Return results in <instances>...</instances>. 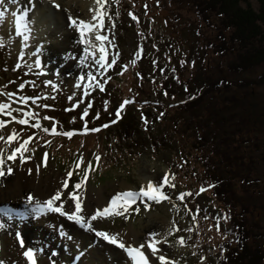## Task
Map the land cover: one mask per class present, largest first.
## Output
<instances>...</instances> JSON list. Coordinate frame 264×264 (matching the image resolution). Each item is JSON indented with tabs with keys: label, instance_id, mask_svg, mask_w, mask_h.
Here are the masks:
<instances>
[{
	"label": "rangeland",
	"instance_id": "obj_1",
	"mask_svg": "<svg viewBox=\"0 0 264 264\" xmlns=\"http://www.w3.org/2000/svg\"><path fill=\"white\" fill-rule=\"evenodd\" d=\"M12 2L14 0H4L5 6L2 8L0 4V12L6 17L4 21H0V41L4 44V47L0 48V93H3L0 95V104L12 105V116L16 117V120L25 118L26 112L38 113L36 119L42 127H33L36 120L30 119V126L20 128V124L11 117L0 114V121H5L7 125L0 129V136L6 138L13 131L18 134L17 140L11 142L10 145H13L10 147L0 141V152L4 154L5 159L18 143L20 146L24 140L34 138L28 146L29 150L24 153L25 157H30L27 162L30 161L32 165L20 166L17 158L15 163L6 161L5 168L11 166L17 174V168L20 166L19 171L24 170L32 179L33 173L29 174L28 168L37 170V165H40L46 153L47 166L45 169L42 167V172L40 166L38 173L60 177L61 185L71 171L74 185L91 164V178L87 181L86 192H81L84 204L89 191L92 195L102 191L110 203L118 193L129 190L138 192L142 186L147 185L148 180L156 184L162 183L164 176L170 173L175 176V180L170 182L176 187H165L164 191L171 197V202L156 204L148 201L151 209L146 210L144 202L139 201L124 214L130 217L129 219H125L124 215L114 219H98L93 222L95 228L110 234H119L121 239L127 231L135 229L140 234L138 237L141 244L150 239V233H158V239L168 237L167 243L160 244V250L175 264H217L221 256L220 243L230 238L229 220L224 219L226 215L229 217L230 208L224 200L214 196L211 187L213 181L206 174L205 154L209 151L208 145L214 143V140H218V144L222 145L228 140H234L235 142H232L236 143V137H240V126L243 123L248 126L247 122L251 121L253 114L262 117L264 121V86L246 88L241 85L261 77L264 74V66L242 76H235L230 74L224 65H219L215 55L212 59L205 56L203 50L206 48L202 46L203 38L199 36L201 27L196 19L193 0H108L106 11L109 15L105 17L102 34L108 37V60L111 63L115 57V63L106 70L95 65L89 69L85 65L80 72L82 67L78 64L80 68L76 72L67 71L65 74L60 72L59 65H55L59 59L50 51L54 47L59 49L58 46L65 43L64 41H70L68 33L75 34L78 38L79 32L70 26L68 20L70 12L61 9L59 14L49 17L51 28L42 38L33 37L25 42L22 36L15 34L14 25L10 24L7 18ZM252 2L258 4L257 0ZM258 8L259 6L257 10ZM133 16L136 19H133ZM77 38H72L71 42L78 44ZM48 53L51 58L48 57L45 62L44 57L48 56ZM59 53L64 54L66 51L59 49ZM208 58L211 60L209 66H221L212 71L215 79L224 78L228 90L216 94L215 98L206 95L204 104L189 113L184 106L192 101L190 96L199 97V89L205 87L204 65ZM37 60L42 66H37ZM89 71L97 76L94 84L103 76L108 79L104 97L95 99L94 104L100 106L102 103L99 101L107 100L109 108L106 110L104 106L100 112L96 108L94 115L90 114L91 117L82 121L78 120V117L83 113L81 100L87 81H84L80 88L76 85L81 83L79 77ZM135 73L141 75L139 79H135ZM189 77L192 78L191 82ZM48 81H51L52 85H48ZM152 82L155 87L151 86ZM203 92L207 93V89ZM9 93L13 95L9 96ZM32 96L37 97L38 102L34 99L35 104L29 99L25 105L20 99ZM239 99H243V103L238 108L236 105L240 102ZM125 100L134 102L124 107L118 117V108ZM144 102L149 104L144 105ZM72 105H79L74 107V112L68 111ZM98 114L100 118L96 119ZM44 116L51 119H42ZM70 116L77 120L70 119ZM127 116H130L127 131L121 134ZM111 120L121 121V124L103 128L97 138L80 132L85 137L74 134L69 139L64 135H52L51 132L43 131L44 127L51 129L55 126L58 133L70 132L72 129L82 130L87 124L90 129L88 133H91L94 128ZM259 127L258 140L248 144L246 148L252 161L249 166H252L251 171L254 172L246 175L249 176L253 187L249 191L243 190V186L248 184L244 183L239 175L230 174L228 171L223 173L222 177H235V190L241 199L239 202L254 211L256 225L261 228L258 234H264V122ZM256 130L251 131L253 137L257 135ZM120 135H123V138ZM222 138L224 143H221ZM222 145L219 148H222ZM80 147L84 148L86 154L80 151ZM80 157H83L84 164L75 169ZM201 188L207 190L201 192ZM57 190L63 191L61 186H58L55 192ZM188 192L193 195L186 197L183 202L177 199L180 194ZM71 203L69 201V204ZM10 205L13 208L8 209L7 218L9 221H23L25 217V228L23 226L20 229L21 226L17 228L13 224L9 233H6L4 228L1 229L4 260L1 257L0 261L4 264H28L24 252L28 248H37L40 250L41 264H73L74 258L66 263L64 249L55 239L64 240L59 225L68 222L73 229L78 225L69 222L66 217L49 214L47 226L53 229L55 234L48 237L36 230L33 221L35 217L28 213L27 204L12 201ZM0 207H5L4 203H0ZM137 207L140 209L138 214L134 210ZM17 211L22 213L15 218L14 213ZM194 215L196 219H193ZM32 216L34 218H30ZM218 218L219 229L216 226ZM173 222L180 231L168 235ZM16 224L21 222L16 221ZM88 233L92 238L87 250L89 254L79 256L78 263L74 264L131 263L122 249L115 245L113 249L94 232ZM21 237L24 240L29 238L30 241H24V248L20 246ZM181 237L185 239L184 246L178 242ZM38 240L42 241V245L36 244ZM260 243L264 245L262 239ZM77 253L78 251L75 256ZM153 260L155 264H159L155 257Z\"/></svg>",
	"mask_w": 264,
	"mask_h": 264
},
{
	"label": "trees",
	"instance_id": "obj_2",
	"mask_svg": "<svg viewBox=\"0 0 264 264\" xmlns=\"http://www.w3.org/2000/svg\"><path fill=\"white\" fill-rule=\"evenodd\" d=\"M193 1L196 19H198V24L201 27L199 36L203 38L201 43L202 46L206 48L203 50L205 56H209V58L212 59L215 55L219 61V65H224L227 71L235 76H242L243 74L255 71L264 66V0H257L258 4L252 2L254 0ZM258 6L259 8L257 10ZM209 58L204 65V72L206 74L204 75L205 81L203 87H205L199 89V97L193 98L190 96L189 98L192 101L184 106L185 110L189 113H193L204 104L206 95H212L215 98L216 94H222L224 90H228V84L225 83L226 81L224 78L215 79V75L212 71L217 70V68L221 66H209L211 63ZM192 73L191 75H193ZM135 76V79H139L141 75L135 73ZM191 77H189L190 82L192 81ZM105 78V76L101 77L96 83L102 84L104 91H101L98 87H92L88 88L87 96H85L83 92L81 100L83 113L87 108L89 116L83 117L82 113V115L78 117V120H87V118L91 117L90 114H95L96 108L99 112L104 106L106 110L109 108L107 100L99 101L103 106H95L94 104L95 99L98 100L99 97L103 98L106 93L105 89L107 88L108 79ZM223 84H225L224 87ZM241 85H244L246 88L263 87L264 74L256 80H250ZM151 86L155 87L154 82L151 83ZM133 88H135V86H133ZM204 89H207V93L203 92ZM94 93L95 95L93 96ZM239 101L238 105H236L238 108L240 104L242 105L243 99H239ZM89 104L92 105L91 108L87 107ZM143 104L147 105L149 103L144 102ZM74 107L75 105L70 106L68 111L74 112ZM120 109L121 106L118 111ZM71 118H73L74 121L77 120L74 116H70V119ZM99 118L100 114L96 116V119ZM129 120L130 116H127L124 125H122L121 134L127 131ZM250 120V122H247L249 124L248 126L246 123L240 126V137H236V143H234V140H232L234 142H229L228 140L224 143L225 140L222 138L223 141H221V143H224L222 145L218 144V140H214V143L208 145L209 151L205 154L207 164L206 174L213 181L214 196L224 200L226 205L230 208L228 219L230 238L220 243L221 256L217 260V264H264V245L260 243L261 239L264 242V234H258L261 228L256 225L254 211L251 210L250 207H246V205L239 202L241 199L238 196L237 190H235V177L228 176L227 179H223L222 177V174L228 171L230 174L239 175V178L241 177L244 183L248 184L243 186V190L249 191L251 187H253L250 178H248L249 176L246 175V173L248 175L254 173L251 171L252 166H249L252 165V161L247 155L249 153L248 151L246 152V148H248V144H252V142L258 140V134L260 133L259 126H261L264 121L262 117L255 114L252 115ZM121 121L115 122L111 120L104 122L102 126L94 128L100 129L99 131L91 130V133H88L90 131L89 127H87V132H85V127L77 132H85L97 138L98 134L102 132V129L106 128L104 125L111 126L112 128L113 124H121ZM202 129L204 132L203 127ZM254 129H257V135L253 137L251 131L254 132ZM73 130L75 129L70 131ZM217 135L219 136L220 134ZM120 136L123 138V135ZM82 137L85 136L83 135ZM22 143L23 142H21V144ZM4 144L9 147L11 146L9 143H5V141L3 142V145ZM220 145H222V148H219ZM83 149V147H80V151L82 150V152L85 153ZM214 182H216V184ZM238 189L241 188L238 187Z\"/></svg>",
	"mask_w": 264,
	"mask_h": 264
},
{
	"label": "snow or ice",
	"instance_id": "obj_3",
	"mask_svg": "<svg viewBox=\"0 0 264 264\" xmlns=\"http://www.w3.org/2000/svg\"><path fill=\"white\" fill-rule=\"evenodd\" d=\"M4 0H0V4H3ZM53 6L57 9H60V5L55 3V0H52ZM108 0H95V4L98 6L96 9H90L93 12L92 20L85 21L83 19L69 17L70 26L76 29L79 32V40L78 43L83 45V53L82 58L79 59V64L81 67L85 65L91 69L93 65L99 67L100 69H107L112 67L115 63V57H113L111 63L108 60V51L106 49V42L108 41V37L102 34V31L105 28V17L108 16V12L106 11V5ZM34 7V0H33ZM14 17V30L17 36H22L23 40L27 42L30 39L31 29L29 27V13L25 11L22 15H17L13 12ZM5 14L0 12V21L5 20ZM133 19H136L133 16ZM98 42V43H97ZM4 47L3 41H0V48ZM23 59V56H21ZM37 66H42L39 60L36 61ZM81 83L76 85L77 88L82 86L84 81H87V87L84 88V95H88V88L98 87L101 91H104V87L102 84H94L97 80V76L94 72L89 71L84 75L79 77ZM48 85H52L51 81H48ZM23 86H21L22 88ZM3 95V93H0ZM9 96L13 95L11 93ZM25 105L28 104L29 98L21 97L20 98ZM71 99V97H70ZM134 101H124V104L121 106V110L116 113L119 117L120 112L123 108ZM32 103L35 104L36 100H32ZM77 107L79 105H76ZM91 104L87 107L91 108ZM38 107H47V105H38ZM0 114H6L11 117L12 120H15L17 123L21 125H29V120L33 119L36 122L32 125L33 127L39 129L42 125L39 123V120L36 119L38 113L34 112H26L24 113L25 118L16 120V117L12 116V105L10 104H0ZM88 116L87 108L84 110L83 117ZM82 117V118H83ZM98 118V117H97ZM42 119L49 120L50 117L44 116ZM147 123V120H145ZM5 121H0V129L6 127ZM104 127H108V125H104ZM100 129H93V131H99ZM43 131L45 133L51 132L52 135H64L69 139L75 134L73 132H63L58 133L57 128L54 126L51 129L44 127ZM87 124H85V132H87ZM18 138V134L13 131L10 136L7 137V140L3 136H0V141H5V143H11L16 141ZM32 139L24 140L19 147L15 148L5 159L4 154L0 152V178L5 175H12L14 169L11 166L5 168L6 161L16 162L17 158L21 164L26 163L30 157H25L24 153L27 152L28 146L31 143ZM49 144L51 141L48 142ZM97 160H99V156H97ZM43 166H47V154L45 153L43 156ZM84 164L83 157L79 158L78 163L75 165V169L81 168ZM41 165H37V171H39ZM92 165L89 164L88 168L84 171L83 176L76 182L74 185L70 187V181L73 176V172H68L67 178L62 181V190H57L54 195L50 198L41 201L39 199L34 198L32 195L27 196V211L29 214L34 215L36 219H40L48 216L49 214H58L61 217H66L67 220L75 223L81 229L86 231L94 232L95 235L102 240L106 241L108 244L115 245L117 248L122 249L127 256L130 258L131 264H150V256L146 255L145 250H151V257H155L156 260L159 261V264H175V262L171 259H167L164 254H162L160 248L158 247L161 243H167V236L163 237V240L158 239V233H150V239L146 243H142L138 246H132L130 244H126V242L120 238L119 234H110L105 231L97 230L94 226L95 221L98 219H114L116 217L122 216L128 212L129 208H131L134 204L139 201L144 202V207L146 210L151 209V205L148 201L154 202L156 204L162 203L164 201L171 202V197L164 191L165 187L175 188L176 185L171 183V181L175 180V176L166 174L163 178L162 183L156 184L153 182H149L146 186H142L141 189L137 191H125L122 193H118L115 197L112 198L110 206L101 209L95 210L94 214H85V206L83 204V197L81 192H86L87 181L90 177V170ZM74 169V170H75ZM29 174H31L32 169H29ZM211 187H214L212 185ZM207 189L201 188V192L206 191ZM193 195V193H182L177 199L181 202L185 200L186 197ZM69 201L72 203L69 204ZM67 205V207H66ZM137 214L139 213V207L134 209ZM0 214L8 215L9 210L6 207H0ZM125 219H129L130 217L124 215ZM193 219H196V216H193ZM225 220L229 219L227 215L224 217ZM217 229H219V218L217 221ZM4 228V224L0 223V229ZM180 231L178 227L175 226V222H173V227L169 229L168 235H173L175 232ZM191 231V229H189ZM61 235L66 236L71 239L70 236L66 232L61 229ZM179 244L181 246L185 245V239L183 237L179 238ZM21 246L23 247V241L21 240ZM24 256L28 261V264H38L37 261V252L32 249H27L24 252ZM0 264H4L3 261H0ZM152 264H155V260L152 261Z\"/></svg>",
	"mask_w": 264,
	"mask_h": 264
},
{
	"label": "bare ground",
	"instance_id": "obj_4",
	"mask_svg": "<svg viewBox=\"0 0 264 264\" xmlns=\"http://www.w3.org/2000/svg\"><path fill=\"white\" fill-rule=\"evenodd\" d=\"M61 2V3H60ZM55 3L59 4L61 7L60 9H57L53 6L52 0H34V7H33V0H14L12 2V7L9 9V15L7 16L8 21L10 24L14 25V17H13V12H15L17 15H22L25 11L29 13V27L31 29L30 33V39L33 37H38L42 38L43 34L48 32L51 28V22L49 21V17L54 16V14H59V11L66 10L67 12H70L71 16L73 18H78V19H83L85 21H91L92 20V15L93 12L90 11V9H96L97 5L95 4V0H79L76 2V0H55ZM4 5V3L1 5ZM5 6V5H4ZM0 8V11H1ZM56 16V15H55ZM57 19V18H56ZM69 20V17H68ZM58 27V26H57ZM68 37L72 38H77V35L68 33ZM70 41L66 40L64 41L65 43L61 44L59 49L66 51V53L61 54L59 53V49L53 48L51 49V53L53 56L57 57L59 59L58 62H55L60 66V72L67 73V71L71 72H76L77 69L80 67L78 66L79 64V59L82 58V53H83V45L78 43V44H73ZM79 40V36L77 38ZM40 40V39H39ZM30 42V41H29ZM98 43V42H97ZM57 55H60L59 57ZM52 56V57H53ZM50 57V53H48V56H45V62L46 59ZM48 61V60H47ZM60 63V64H58ZM46 65V64H45ZM47 66V65H46ZM51 70L53 69L52 66L49 67ZM84 67L79 69V72L82 71ZM29 163V164H28ZM28 165H32L29 162L23 163L20 166H25L28 167ZM41 165V172L43 170V163L40 162ZM20 166H18L17 174L16 171L14 172L13 175H5L4 177L0 178V203H4L5 207L7 209L13 208L10 203L14 201L15 203H23L27 204L25 201H27V196L32 195L34 198L39 199L41 201H44L48 198H50L52 195H54L55 190L58 186L60 185V177H55L52 174L49 176H44L42 173H38L37 170H33L32 168V179L28 177V174L25 173L24 170L19 171ZM46 167L44 166V169ZM27 170V172H29ZM66 178V177H65ZM70 187L72 186V180L70 181ZM151 181H147V184ZM154 183V182H153ZM32 192L29 193L28 192ZM27 192V193H26ZM26 193V195H25ZM22 198H24L22 200ZM86 203L84 204L85 206V214H94L95 210L97 209H103L105 207L110 206V203L107 201L106 196L103 194L102 191L98 192L97 195H92V192L89 191L88 195L86 196ZM10 202V203H8ZM67 207V206H66ZM14 211V210H13ZM22 213L21 211H18L14 213V217H18V215ZM12 217V216H11ZM48 216L36 219L33 216L30 218H34L35 222V227L38 232L41 234H46L48 237H53L55 234V231L53 229H50L47 226L48 223ZM47 218V219H46ZM25 219V217H24ZM13 220L9 221L6 215L0 214V222L4 224V229L6 230V233H9L11 231V226L14 224L17 228L18 226H21L20 229L24 226L25 228V220ZM30 220V219H28ZM16 221H20L21 224L17 225ZM27 221V220H26ZM70 222V221H69ZM73 223V222H72ZM67 225V226H65ZM65 225H59L60 226V231L63 229L64 232L68 234V236L71 237V239L67 238L64 236V240L60 239H55L58 242L59 246H62L64 251L63 255H65V261L66 263L71 262L70 260L73 259V264L76 263L79 259V256H82L84 254H89L87 252L88 247L91 245L90 240L92 239L88 233V231L81 229L79 226L76 229L71 228L69 223H65ZM40 226V228H39ZM26 231V230H25ZM30 232V231H28ZM28 232H26L28 234ZM3 232L0 229V258L4 260V255L2 252V244H3ZM23 235H25L24 232H21ZM140 234L134 229V230H129L127 233L123 234V240L126 242V244H130L132 246H138L140 245L141 241H139V236ZM22 238V237H21ZM29 238H25V242L28 243ZM36 241V244L38 243L42 245V241ZM96 240H94L95 242ZM30 243V241H29ZM51 243V242H50ZM92 243V242H91ZM111 245V244H110ZM113 247V245H111ZM95 247V246H94ZM160 248V244L158 245ZM37 250V255H38V263L41 264V256H40V250L35 248ZM114 249V247H113ZM78 251L77 255L75 256V253ZM86 252V253H85ZM146 255L150 256V264H152L153 257H151V250L146 249L145 250ZM115 254V253H114ZM75 256V257H74ZM131 264V263H130Z\"/></svg>",
	"mask_w": 264,
	"mask_h": 264
}]
</instances>
